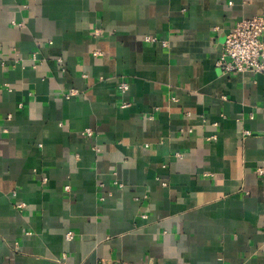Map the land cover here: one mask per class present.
<instances>
[{"label": "crops", "instance_id": "crops-1", "mask_svg": "<svg viewBox=\"0 0 264 264\" xmlns=\"http://www.w3.org/2000/svg\"><path fill=\"white\" fill-rule=\"evenodd\" d=\"M254 15L0 0V264H264V73L215 65Z\"/></svg>", "mask_w": 264, "mask_h": 264}, {"label": "built area", "instance_id": "built-area-1", "mask_svg": "<svg viewBox=\"0 0 264 264\" xmlns=\"http://www.w3.org/2000/svg\"><path fill=\"white\" fill-rule=\"evenodd\" d=\"M148 40H155L148 36ZM215 65L222 73L237 72H263L264 73V16L254 15L238 20L225 34L222 41L221 53L216 59ZM120 89L125 92L128 82L122 81ZM74 93L71 91L69 94ZM126 106L127 103H122ZM91 135L92 130L84 131ZM263 172L262 169H260ZM72 237V236H68ZM119 264H133L129 261H120Z\"/></svg>", "mask_w": 264, "mask_h": 264}]
</instances>
